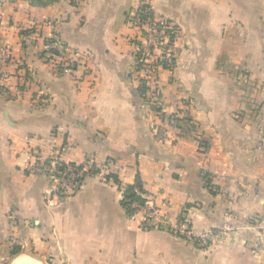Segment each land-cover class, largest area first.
I'll return each mask as SVG.
<instances>
[{
  "label": "crops",
  "instance_id": "crops-1",
  "mask_svg": "<svg viewBox=\"0 0 264 264\" xmlns=\"http://www.w3.org/2000/svg\"><path fill=\"white\" fill-rule=\"evenodd\" d=\"M140 1L178 27L156 112L134 74ZM47 38L89 58L54 73ZM0 41V264H264V0H0ZM53 156L97 171L54 194ZM137 175L165 228L122 205ZM182 212L209 247L170 231Z\"/></svg>",
  "mask_w": 264,
  "mask_h": 264
},
{
  "label": "built area",
  "instance_id": "built-area-1",
  "mask_svg": "<svg viewBox=\"0 0 264 264\" xmlns=\"http://www.w3.org/2000/svg\"><path fill=\"white\" fill-rule=\"evenodd\" d=\"M127 23L136 31L131 41L135 80L145 105L156 112L160 98L157 72L161 68L169 71L174 68V43L178 36V27L173 21L156 16L151 6L144 1H140L128 12ZM40 58L50 64L54 73L60 74L71 71L79 60L87 61L89 57L73 51L58 39L47 38L43 42ZM10 60V50L0 41V74L2 67ZM39 166L52 181L51 192L60 196L73 194L85 176L97 171L89 160L80 164L69 163L62 161L59 156H53ZM144 199L142 205L132 203L134 213L141 212L143 224L148 227L165 228L159 208L152 205L147 198ZM170 231L191 240L195 246L203 249L209 247L213 237L210 231L194 233L185 212L180 214Z\"/></svg>",
  "mask_w": 264,
  "mask_h": 264
},
{
  "label": "trees",
  "instance_id": "trees-1",
  "mask_svg": "<svg viewBox=\"0 0 264 264\" xmlns=\"http://www.w3.org/2000/svg\"><path fill=\"white\" fill-rule=\"evenodd\" d=\"M123 197H122V205L126 208L129 214H134L135 209L131 206L132 203H137L139 205L144 204V191L142 189V183L139 175L135 177L134 183L131 185H127L123 189Z\"/></svg>",
  "mask_w": 264,
  "mask_h": 264
},
{
  "label": "rangeland",
  "instance_id": "rangeland-1",
  "mask_svg": "<svg viewBox=\"0 0 264 264\" xmlns=\"http://www.w3.org/2000/svg\"><path fill=\"white\" fill-rule=\"evenodd\" d=\"M27 251H29V252H32L31 250H27ZM26 255H28V254H26ZM21 256H24V255H21ZM24 258V257H23ZM25 259H28V260H30L29 262V264H38L39 263V261H37L36 259H34L33 257H27L26 256V258ZM40 260H41V262L43 263V264H52V262H50L49 261V258H40ZM40 264V263H39Z\"/></svg>",
  "mask_w": 264,
  "mask_h": 264
},
{
  "label": "bare ground",
  "instance_id": "bare-ground-1",
  "mask_svg": "<svg viewBox=\"0 0 264 264\" xmlns=\"http://www.w3.org/2000/svg\"><path fill=\"white\" fill-rule=\"evenodd\" d=\"M29 261H30V260L25 259V257H24V258H20V259H18L17 261H15L14 264H29V263H30Z\"/></svg>",
  "mask_w": 264,
  "mask_h": 264
}]
</instances>
